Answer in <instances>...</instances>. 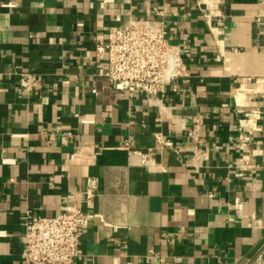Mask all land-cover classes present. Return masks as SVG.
<instances>
[{
	"label": "crops",
	"instance_id": "0c3cea01",
	"mask_svg": "<svg viewBox=\"0 0 264 264\" xmlns=\"http://www.w3.org/2000/svg\"><path fill=\"white\" fill-rule=\"evenodd\" d=\"M138 18L188 68L161 100L95 55ZM88 177L74 264H264V0H0V264H23L27 210L57 214Z\"/></svg>",
	"mask_w": 264,
	"mask_h": 264
},
{
	"label": "built area",
	"instance_id": "2783aa9c",
	"mask_svg": "<svg viewBox=\"0 0 264 264\" xmlns=\"http://www.w3.org/2000/svg\"><path fill=\"white\" fill-rule=\"evenodd\" d=\"M94 42L95 55L105 61V75L114 89L129 94L141 92L148 100L155 97L161 100L172 83L188 74L181 48L169 41L168 26L163 19L130 20L126 26L115 27L104 40L95 37ZM29 83L28 75L22 73L21 84ZM257 117V112H253L252 119ZM200 125L195 118L187 134L198 140ZM163 139L161 133L156 134L158 143ZM124 143L128 145V140ZM95 194L96 178L88 177L79 199L71 196L57 214L35 215L27 210L23 223V264H74L80 231L89 223L90 216L96 215L89 210ZM3 235L5 231L0 230V236Z\"/></svg>",
	"mask_w": 264,
	"mask_h": 264
}]
</instances>
